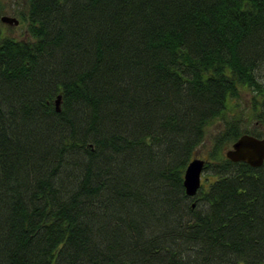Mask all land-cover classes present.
I'll return each instance as SVG.
<instances>
[{
	"label": "trees",
	"instance_id": "obj_1",
	"mask_svg": "<svg viewBox=\"0 0 264 264\" xmlns=\"http://www.w3.org/2000/svg\"><path fill=\"white\" fill-rule=\"evenodd\" d=\"M15 1L22 35L0 23V264H264V163L224 156L264 138L246 128L264 129V0Z\"/></svg>",
	"mask_w": 264,
	"mask_h": 264
},
{
	"label": "water",
	"instance_id": "obj_2",
	"mask_svg": "<svg viewBox=\"0 0 264 264\" xmlns=\"http://www.w3.org/2000/svg\"><path fill=\"white\" fill-rule=\"evenodd\" d=\"M0 21L10 27H16L19 21L16 18L2 16ZM61 97L55 101V109H60ZM226 159L233 163H244L251 168H259L264 163V138H257L249 134L240 136L229 149L224 152ZM205 161L197 156L187 165L183 176V187L187 196L193 197L201 186V175Z\"/></svg>",
	"mask_w": 264,
	"mask_h": 264
},
{
	"label": "rangeland",
	"instance_id": "obj_3",
	"mask_svg": "<svg viewBox=\"0 0 264 264\" xmlns=\"http://www.w3.org/2000/svg\"><path fill=\"white\" fill-rule=\"evenodd\" d=\"M3 3L5 4V9H4L5 14L1 15L0 18L2 16H9V17L16 18L12 14V11L16 7V1L15 0H4ZM0 23H1V27H2L3 31H5L7 33H10L14 37H20L22 35L23 31H24V28L18 27L19 24L16 27H10V26L2 23V22H0ZM260 70H262V74H264V66ZM241 96H242V101L239 102V103L237 102V104H240L241 110L245 112L244 114H246L251 109L250 108L251 107L250 99H251L252 95H250L249 93H245V92L242 91ZM235 110H236V108H235ZM234 115H235V111H231V112L226 113L224 115V119H229V118H231ZM224 119H215L214 121H212L205 128L204 142L197 149L196 154H195V157L197 156L199 159H202L204 161H208L209 160V153H210L211 148H212L213 138L218 133L222 132L224 130V128H225V126H224ZM246 128L247 129L255 128L258 131H261L263 133V135H264V129H262L259 126H257V124L254 121H250V123L248 125H246ZM205 175H206V172L203 171L202 172V175H201V183H202V179L204 178Z\"/></svg>",
	"mask_w": 264,
	"mask_h": 264
}]
</instances>
